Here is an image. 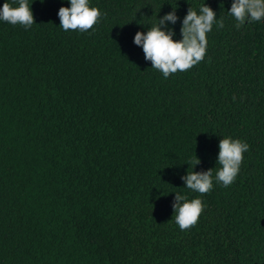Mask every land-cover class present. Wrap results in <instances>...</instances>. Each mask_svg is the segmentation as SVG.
Returning a JSON list of instances; mask_svg holds the SVG:
<instances>
[{"label": "trees", "instance_id": "obj_1", "mask_svg": "<svg viewBox=\"0 0 264 264\" xmlns=\"http://www.w3.org/2000/svg\"><path fill=\"white\" fill-rule=\"evenodd\" d=\"M205 3L224 27L166 79L136 33L175 8L182 39ZM232 3L90 0L103 18L79 32L59 26L70 0H29L31 28L0 21V264H264V19L237 29ZM224 137L250 146L235 181L187 189ZM176 192L206 206L187 231Z\"/></svg>", "mask_w": 264, "mask_h": 264}, {"label": "clouds", "instance_id": "obj_2", "mask_svg": "<svg viewBox=\"0 0 264 264\" xmlns=\"http://www.w3.org/2000/svg\"><path fill=\"white\" fill-rule=\"evenodd\" d=\"M44 3L45 0H40ZM32 5V4H31ZM29 0H18V6L5 2L0 7V21L11 25H21L25 29L36 23ZM229 14L237 21L239 29L246 22H255L264 19V0H233ZM103 13L99 7H92L90 0H70L69 6H62L58 11L60 27L65 31L86 32L100 23ZM179 17L175 8L162 18L158 24L152 26L146 33L138 31L134 43L142 46L144 58L151 61L154 69L160 71L167 79L170 75L190 70L203 61L207 51V34L214 25L224 27V20H217V13L208 4H203L199 11L189 8L183 18L182 39H174V30L167 28L168 22L175 24ZM235 99V97H233ZM248 143L224 137L219 142L217 164L219 169L213 177V168L201 171H189L181 177L185 186L200 196L209 193L214 187V180L227 187L231 185L239 174L243 163L244 153L249 150ZM201 163L200 158L191 162L194 166ZM205 204L200 197L189 199L186 194L176 192L174 197L175 222L181 231L194 227L202 215Z\"/></svg>", "mask_w": 264, "mask_h": 264}]
</instances>
